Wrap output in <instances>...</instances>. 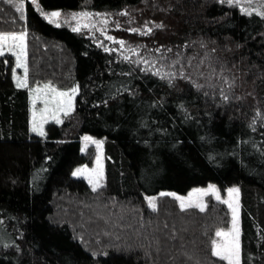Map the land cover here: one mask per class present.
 I'll return each instance as SVG.
<instances>
[{
	"label": "trees",
	"instance_id": "trees-1",
	"mask_svg": "<svg viewBox=\"0 0 264 264\" xmlns=\"http://www.w3.org/2000/svg\"><path fill=\"white\" fill-rule=\"evenodd\" d=\"M13 1L24 14L0 0V33L28 31L29 79L77 84L78 95L73 113L38 136L14 58L0 57V264H228L212 241L229 210L214 200L181 210L161 196L210 184L239 187L241 264H264V0L251 15L228 0H36L44 12L87 9L121 29L151 27L140 38L160 49L161 75L49 23L31 0ZM120 32L142 47L136 32ZM83 136L104 143L98 191L73 176L93 162Z\"/></svg>",
	"mask_w": 264,
	"mask_h": 264
},
{
	"label": "rangeland",
	"instance_id": "rangeland-1",
	"mask_svg": "<svg viewBox=\"0 0 264 264\" xmlns=\"http://www.w3.org/2000/svg\"><path fill=\"white\" fill-rule=\"evenodd\" d=\"M228 1L236 4L243 11L247 10V12H255V11L260 10V9H258L259 7L257 8V6L261 5V3H259L258 0H228ZM19 4H23V12L21 14H24L25 2L24 1H21V2L20 1H18V2L13 1V5H19ZM35 7H36V5H35ZM260 7L264 8V5H261ZM38 11L41 13L40 10H38ZM43 13H51V12H44L43 11ZM60 13H61V16L57 20V22L60 24L59 27H67V28L71 29L72 31H73V28L79 27L80 30L74 31V32L87 35L88 37L92 38V40L99 47H102L104 50L108 49V51H107L108 53L114 54L116 57L122 58L123 60H125L127 62H132L137 68H141V69L146 68L147 70H150V71L155 72V73L159 72V70H162V69H167V68L169 69L168 64L159 63L158 59L155 57L157 55V52H160V49H159V51H158V48L157 49L156 48L150 49V47H152V45H153L152 42L151 43L148 42L147 47H146V44H144L145 40L141 39L142 37L143 38L146 37L145 39H147V41L149 40V38L147 36L148 34L147 35L141 34L142 32L146 31V28H145V30H141V31L136 32L138 34L139 38L141 37L139 41L142 42V43H140L142 47H139V46L135 47L134 46V48H133L132 45L128 44L125 39H119L118 37H116L115 35L112 34L114 30H122V32H120L122 34H125L127 32H133L130 30L131 27H129L128 29H124V28L121 29V27H119V25L118 26L113 25L112 24L113 22H115V23L120 22V21H118L119 18H117V17L91 13L87 9H83V10L75 11V12H60ZM80 13H87L89 15L87 17L77 15V18L73 19V14H80ZM41 15L44 17V15L42 13H41ZM51 24L56 26L55 23H51ZM85 25H87V27H85ZM13 33L14 32H12V33H0V34H13ZM20 33H26L24 43L26 45V53H27L26 64H27V69L29 71V56L31 55L30 54L31 48L29 47V44H28L29 35H28V31L26 29H22L21 31L15 32V34H20ZM109 36L113 37V39L109 40L107 38ZM118 41H123L124 42L123 46H121V44H119ZM142 49L143 50L145 49L144 52H142ZM151 51H154V52H151ZM146 54H148V55H146ZM5 55L12 56L7 51H6ZM13 58H14V63H15L14 81L17 85L16 78L19 77L21 80H24L25 74H24L23 68L16 66L15 57L13 56ZM157 69H159V70H157ZM26 79H27V87H24V88H27L30 92V125H31V131H32V126H33V113L35 112L37 124L39 125L40 123H43V132H44L43 136H45L46 132H47L48 124L56 123L55 120L52 119V111L54 110V107H55L51 103L52 93L48 92L47 94H45L44 92H41L39 94H36L34 92V90L38 87L43 89L44 85L50 84L58 92H69V93H71V90L73 88L78 89V86L76 84V85H72L71 87L59 89L54 84H52L51 82H48V81L45 82L43 80H36V81L32 82L28 77V72H27ZM34 95L36 96L35 107H33ZM77 95H78V90H77L76 94L74 95V97L72 98V107H71V110L68 111L67 115H65V113L63 111L58 112V116H59L61 123H56V124H62L65 121V119H67V117L73 113V111L75 109ZM45 99H47L49 101V103L47 104V108L49 109V111L47 113L44 112V109L46 107ZM42 115L44 117H46V120L42 121V119H41ZM33 133L38 135V136H41V135H39L38 132H33ZM85 137H90L91 139L85 140ZM92 141L100 142L99 147H97V144H94ZM92 148L94 150V158H93L92 164H83V165L78 166L73 171V176L77 179H83L91 189H92V185L89 184V177H91L93 180L98 179L99 185H100L96 190V191H98L104 187L105 181H106L104 143L100 139H97V138H94L91 136H83L81 151L83 153H89L88 152L89 149H92ZM97 157L100 158V161L102 164V176H100L99 178L97 177V171H98V166H97V162H96ZM77 169H87V171L83 172L80 175H74V173L77 171ZM210 185H213V184H210ZM210 185H208L207 187L194 188L187 195H184V196L177 195V194L164 195V196L161 195V196L162 197H168V198L175 200L178 205L180 204V201L176 200L175 196L184 197L186 201L191 196L192 200L195 202L198 198V191L197 190H206V189H208V187ZM214 186L216 187V189L219 192V195L221 198L219 201L215 198L214 195H211V194L203 196V197H199V198L203 200L204 204L206 205V209L208 208L209 202L211 200H214L217 204H223L229 210V212H230V224H229L228 228L222 229L224 232H228L231 230V227H232V210L228 207L227 204L223 203L222 201L231 199V201L234 203V205H238V218H239V229H240V237H239V240H240V264H241L242 263V256H241V221H240V218H241L242 205H241L240 189H239V187L234 186V187H229V188H226L223 190L220 187H218L217 185H214ZM232 188L239 189V192H238V194L233 193L232 197L230 198L229 194H228V190L232 189ZM153 199H155L156 204H157V198H153ZM188 209L199 210L195 207L188 208ZM96 217L100 220V222L104 223L103 222L104 219L102 217H100V216H96ZM222 239L223 238L217 237V236L215 238V240L217 242L222 241Z\"/></svg>",
	"mask_w": 264,
	"mask_h": 264
},
{
	"label": "snow or ice",
	"instance_id": "snow-or-ice-1",
	"mask_svg": "<svg viewBox=\"0 0 264 264\" xmlns=\"http://www.w3.org/2000/svg\"><path fill=\"white\" fill-rule=\"evenodd\" d=\"M9 4H13V0H7ZM32 4L36 5V8L41 11V13L44 15L45 19L48 20L49 23H55L57 27L60 26V24L57 22L58 18L61 16V13L59 11H53L51 13H43V10L40 9L39 4L36 3V0H31ZM16 7V10L19 12H23V4L14 5ZM247 11V10H245ZM124 15H127V13H123ZM248 15H251V12L247 13ZM77 15L87 17L89 14L87 13H80V14H73V19L77 18ZM257 15L264 16V12H257ZM87 27V25H85ZM157 28H162L163 25L157 24ZM79 27L73 28V31H79ZM131 31L137 32L138 29H132ZM153 31L151 27L146 28V31L142 32V35L150 34ZM26 37V33H20V34H0V57L4 56L6 54V51L10 53L12 56L15 57L16 60V66L21 67L24 69L25 79L21 80L19 77L16 78L17 80V87H27V64H26V45L24 43ZM109 40H112L113 37L109 36L107 37ZM121 46H123V41H118ZM105 51H108V49H105ZM159 51V49H158ZM168 51H171V49H168ZM176 63H179L177 61ZM157 75H161L159 72L156 73ZM176 73H165L161 76V78L166 77H172L174 78ZM181 78H185L183 73L181 72ZM197 87H202L201 85H197ZM231 87V85H229ZM78 89L73 88L71 90V93L69 92H58L54 87H52L50 84L44 85L43 89L36 88L34 92L36 94H39L41 92H44L47 94L48 92L52 93V100L51 103L55 106L54 110L52 111V119L55 120L56 123H61L58 112L63 111L65 115H67L68 111L71 110L72 107V98L76 94ZM228 96L224 95L223 99L226 101L228 100ZM36 102V96L33 97V107H35ZM49 101L45 99V109L44 112L47 113L49 109L47 108V104ZM42 121L46 120V117L42 115ZM33 132H38L39 135L43 136V123H40L39 125L36 122L35 112L33 113V126H32ZM90 137H85V140H90ZM94 144H97V147H99L100 142L92 141ZM97 177L99 178L102 176V164L100 161V158L97 157ZM87 169H77V171L74 173V175H80L83 172H86ZM89 184L92 185V190L96 191L99 185V180H93L91 177H89ZM198 191V198L194 202L192 200V197L190 196L187 201L184 197L181 196H175V199L180 201L179 207L181 210H187L188 208L195 207L199 209V211L203 212L206 209V205L204 204L203 200L199 197H203L206 195H214L215 198L219 201L220 195L218 190L214 185H210L208 189L206 190H197ZM239 189L232 188L228 190L229 197L231 198L233 193L238 194ZM162 196L164 195H174V194H168V193H161ZM223 203L227 204L228 207L232 210V227L231 230L228 232H224L223 230H219L216 232L217 237L223 238L222 241L217 242L216 240L212 241V255L219 258L220 260L227 261L228 264H240V229H239V218H238V205H234V203L230 200H224ZM149 207L152 209V211L157 210V204L155 199L149 198L147 201Z\"/></svg>",
	"mask_w": 264,
	"mask_h": 264
}]
</instances>
